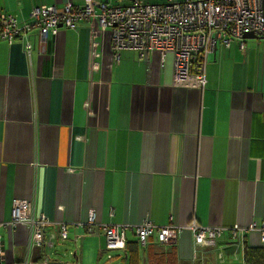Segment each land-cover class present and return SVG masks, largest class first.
<instances>
[{
	"label": "crops",
	"instance_id": "1",
	"mask_svg": "<svg viewBox=\"0 0 264 264\" xmlns=\"http://www.w3.org/2000/svg\"><path fill=\"white\" fill-rule=\"evenodd\" d=\"M84 1L0 0V13L28 21L36 7ZM90 30L82 23L48 42L33 36L31 65L21 40L0 41V221H10L15 198L30 201L50 221V264L104 257V234L81 225L92 211L97 224L111 226H262L264 40L218 44L207 87L197 91L174 86L172 54L163 63L159 53L126 50L114 63L110 31L93 37L100 69L90 74ZM29 239L24 225L1 226L2 264H21ZM126 240L129 249L117 256L123 264L133 249L139 264H243L245 244L260 246L257 233L240 246L229 232L213 247L196 246L188 232L175 244L154 237L141 246L131 230ZM32 251L36 264L40 252Z\"/></svg>",
	"mask_w": 264,
	"mask_h": 264
},
{
	"label": "built area",
	"instance_id": "2",
	"mask_svg": "<svg viewBox=\"0 0 264 264\" xmlns=\"http://www.w3.org/2000/svg\"><path fill=\"white\" fill-rule=\"evenodd\" d=\"M91 25L88 68L90 74L98 72L97 48L99 43L93 37L97 33L110 31L113 61L120 62L122 51L133 50L144 57L145 53H159L163 63L167 54H172L174 86H186L203 91L208 84L206 67L208 57L218 44L230 47L233 40L243 42L246 34L252 33L264 40V14L262 0H166L162 3L147 4L132 0L129 5H114L99 0H85L83 6L66 3L62 8L43 5L34 8L28 21L19 16L0 13V41L13 44L21 40L23 52L31 65L33 50L32 37L43 42L56 36L60 29L77 30L80 24ZM98 24V29L92 25ZM92 76V75H90ZM50 221L36 213L34 205L19 198L13 200L11 219L0 221V227L24 225L29 231L27 257L21 264H33L30 254L34 249L49 250L54 247L53 240L45 238V229ZM87 233L93 234L98 228L106 238L105 254L112 260L110 252H125L126 231H134L139 245L146 246L151 238L161 244H175L184 234L189 233L196 246L213 247L225 232L235 241H242L250 233H257L260 246L264 247V223L255 222L248 227H211L192 221L187 226L176 223L165 227L155 226L145 221L136 226H111L97 224L94 212L81 224ZM59 238L68 239L66 224H60ZM221 258V257H220ZM3 260V247L0 244V264ZM46 252L39 264H50Z\"/></svg>",
	"mask_w": 264,
	"mask_h": 264
},
{
	"label": "trees",
	"instance_id": "3",
	"mask_svg": "<svg viewBox=\"0 0 264 264\" xmlns=\"http://www.w3.org/2000/svg\"><path fill=\"white\" fill-rule=\"evenodd\" d=\"M138 241V240H137ZM238 242L237 245L239 246L243 244L242 241H236ZM139 245V242H138ZM127 250L129 249L128 246L126 247ZM244 258H243V264H264V247H250L247 244L244 246ZM139 250L138 249H133L132 251L129 252L128 256V262L124 261L127 264H139L140 259H139ZM158 264V263H155ZM166 264H176V261L170 259Z\"/></svg>",
	"mask_w": 264,
	"mask_h": 264
},
{
	"label": "rangeland",
	"instance_id": "4",
	"mask_svg": "<svg viewBox=\"0 0 264 264\" xmlns=\"http://www.w3.org/2000/svg\"><path fill=\"white\" fill-rule=\"evenodd\" d=\"M148 4H155V3H148ZM73 252H72V255H69L68 257H65V258L66 259L73 260L74 259L73 258ZM109 255H111L112 257H114V259L113 260H107L108 254H105L104 257L101 258L100 260H99V257L98 256H96V257L94 256L95 257L94 258L93 255H90L89 258H88V260H86L85 262H83V264H97V262L99 264H123L121 262V260H120L121 258L120 257H117V256L120 255L119 252H110Z\"/></svg>",
	"mask_w": 264,
	"mask_h": 264
},
{
	"label": "flooded vegetation",
	"instance_id": "5",
	"mask_svg": "<svg viewBox=\"0 0 264 264\" xmlns=\"http://www.w3.org/2000/svg\"><path fill=\"white\" fill-rule=\"evenodd\" d=\"M54 245H55V244H54ZM53 248H54V247H53ZM53 248H52V249H53ZM52 249H49V250L46 251V250H43V249L41 250V249H38V248H37V250H39V252H40V255H39V258H38L36 264H39V262H40V260H41V257H42V254H43L44 252L47 253V255H48V257H49V260H50V262H51V258H50L49 251L52 250ZM32 254H33V251H31V254H30L31 260H32ZM26 257H27V256H26ZM50 262H49V263H50Z\"/></svg>",
	"mask_w": 264,
	"mask_h": 264
},
{
	"label": "water",
	"instance_id": "6",
	"mask_svg": "<svg viewBox=\"0 0 264 264\" xmlns=\"http://www.w3.org/2000/svg\"><path fill=\"white\" fill-rule=\"evenodd\" d=\"M247 39H259V38L255 36L254 34L249 33L244 36V40H247Z\"/></svg>",
	"mask_w": 264,
	"mask_h": 264
}]
</instances>
